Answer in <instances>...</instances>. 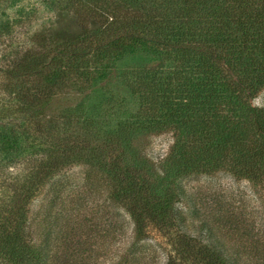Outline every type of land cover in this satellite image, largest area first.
I'll list each match as a JSON object with an SVG mask.
<instances>
[{
  "label": "trees",
  "instance_id": "trees-1",
  "mask_svg": "<svg viewBox=\"0 0 264 264\" xmlns=\"http://www.w3.org/2000/svg\"><path fill=\"white\" fill-rule=\"evenodd\" d=\"M20 1L0 0V12ZM46 1L53 18L11 44L0 67V264L96 259L76 237L100 187L129 214L132 245L149 225L166 238L163 264H264V221L232 194L209 205L201 186L183 183L224 173L264 190V107L249 102L264 88V0ZM140 51L156 67L119 72L135 76L145 108L107 125L95 91ZM167 130L158 166L132 144ZM72 166L83 168L77 191ZM121 258L110 264H150Z\"/></svg>",
  "mask_w": 264,
  "mask_h": 264
},
{
  "label": "rangeland",
  "instance_id": "rangeland-1",
  "mask_svg": "<svg viewBox=\"0 0 264 264\" xmlns=\"http://www.w3.org/2000/svg\"><path fill=\"white\" fill-rule=\"evenodd\" d=\"M16 8L20 9L16 10ZM3 14L4 12H0V18H2L0 22L8 21L9 23L8 28L2 29L0 33V67L8 57L6 54L9 51L8 47L11 48V44L20 45L22 38H25L27 34H33L53 18L50 3L46 0H22L17 7L5 10V16ZM26 44L28 45V42ZM158 61L160 59H156L149 52L140 51L128 54L120 63H117V71L112 70L100 81L93 100L100 106L96 114L107 125H115L145 108L143 100H140L138 95L135 76H131L129 73L122 76L123 74L121 75L119 72L120 69L130 71L129 69L135 68H154ZM163 61L167 62L165 59ZM249 102L252 105L264 107V88ZM173 139L170 130L150 132L135 137L132 144L141 155L158 166L167 154ZM124 161L129 163L127 152L124 155ZM65 176L72 182V186L75 187L74 191L82 189L83 168L81 166H72L66 169ZM183 183L188 188L201 186L203 191L210 196L207 197L208 201L205 200L209 205H212L210 199L216 202L217 199H226V194H232L234 206L239 207L244 202L246 210L254 214L257 222L264 221V190L252 186L246 180H238L228 174L218 173L209 177L185 179ZM102 189L100 187L97 194L93 192L91 197H85V205L93 209L96 214L94 217V214H91L88 209L85 223L80 224L82 231H78L83 232V235L76 237L83 242V246L87 250L86 253H95L96 255V259H90L89 264H110L117 259L124 260L121 257L127 256L128 252L139 254L140 258L144 257L143 261H150V264H163L167 256L172 253L166 238L149 225L146 228V237L132 245L134 231L129 214L122 207L109 206V201L103 200ZM45 197L44 190L30 203V209L37 210ZM180 205L185 206L184 203ZM125 264H135V261L127 260Z\"/></svg>",
  "mask_w": 264,
  "mask_h": 264
}]
</instances>
